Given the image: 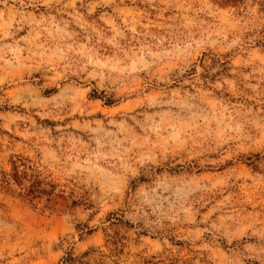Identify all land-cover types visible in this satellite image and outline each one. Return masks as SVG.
I'll return each mask as SVG.
<instances>
[{
    "label": "rangeland",
    "instance_id": "1",
    "mask_svg": "<svg viewBox=\"0 0 264 264\" xmlns=\"http://www.w3.org/2000/svg\"><path fill=\"white\" fill-rule=\"evenodd\" d=\"M0 264H264V0H0Z\"/></svg>",
    "mask_w": 264,
    "mask_h": 264
},
{
    "label": "trees",
    "instance_id": "2",
    "mask_svg": "<svg viewBox=\"0 0 264 264\" xmlns=\"http://www.w3.org/2000/svg\"><path fill=\"white\" fill-rule=\"evenodd\" d=\"M41 184V183H40ZM27 189H31L32 191H40L39 189V187L38 188H35V186H33L32 188H27ZM29 193L31 194L32 192L31 191H29Z\"/></svg>",
    "mask_w": 264,
    "mask_h": 264
}]
</instances>
